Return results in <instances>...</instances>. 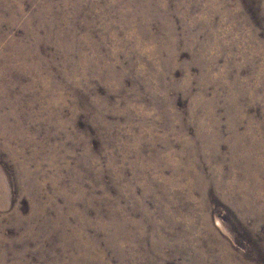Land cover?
<instances>
[{
  "label": "rangeland",
  "instance_id": "374dc122",
  "mask_svg": "<svg viewBox=\"0 0 264 264\" xmlns=\"http://www.w3.org/2000/svg\"><path fill=\"white\" fill-rule=\"evenodd\" d=\"M0 264H264V0H0Z\"/></svg>",
  "mask_w": 264,
  "mask_h": 264
},
{
  "label": "bare ground",
  "instance_id": "6f19581e",
  "mask_svg": "<svg viewBox=\"0 0 264 264\" xmlns=\"http://www.w3.org/2000/svg\"><path fill=\"white\" fill-rule=\"evenodd\" d=\"M5 117H7V115L5 116ZM1 118H2V116H1ZM5 119V118H4ZM30 173V172H29ZM31 174V173H30ZM30 176V175H29ZM33 177V176H32ZM251 196V195H250Z\"/></svg>",
  "mask_w": 264,
  "mask_h": 264
}]
</instances>
